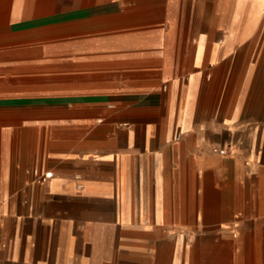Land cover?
I'll return each mask as SVG.
<instances>
[{
  "label": "crops",
  "instance_id": "obj_1",
  "mask_svg": "<svg viewBox=\"0 0 264 264\" xmlns=\"http://www.w3.org/2000/svg\"><path fill=\"white\" fill-rule=\"evenodd\" d=\"M0 11V264H164L170 237L218 234L220 221L256 218L252 204L262 225L246 230L264 235L253 136L213 110L222 93L264 92V0H0ZM45 63L88 81L43 85L61 74Z\"/></svg>",
  "mask_w": 264,
  "mask_h": 264
},
{
  "label": "rangeland",
  "instance_id": "obj_2",
  "mask_svg": "<svg viewBox=\"0 0 264 264\" xmlns=\"http://www.w3.org/2000/svg\"><path fill=\"white\" fill-rule=\"evenodd\" d=\"M133 0H129V2H132ZM78 51V49L76 50ZM66 57V58H65ZM59 61L62 59H66L68 60L69 57L68 56H62L58 58ZM64 64H67L63 61ZM76 64H79V62H75ZM51 64V63H50ZM49 63H45L44 67L47 68V70H49L48 72H52L51 70H53L54 72L57 71V73H61L63 72V75L60 74L59 76L54 75V77L52 75L49 74H43V77L41 80H38L39 83L43 84V85H62V84H67V83H74V84H83L86 81H88L87 78H84V76L82 75V73L78 74L75 73L74 78H69L67 79V72H64V70H61V68L55 65L52 66V64L50 65ZM70 64V63H69ZM46 65V66H45ZM59 68V69H58ZM243 98L242 100H238V98L235 96H238ZM221 98H224V100H218L217 104H215V107L213 108V110L215 111L217 106H219V113H221L224 116L227 117H239L241 118L240 123H237L236 125H229L230 130L227 129L226 131H230V132H245L248 133L249 135L253 136L251 139H253L252 142H250V144H252V149L251 151L248 153L247 158H251L253 156H259V158H257L258 160L256 161L258 165V167L260 166L261 168H264V92H257V91H252V92H246V93H242V94H235V93H227V94H220ZM226 99V100H225ZM222 106V111H220ZM228 127V126H227ZM228 127V128H229ZM263 127V128H262ZM218 155H220L219 153H217ZM236 154L232 151L228 152V155L226 156H235ZM223 156V155H220ZM249 160V159H247ZM248 162V161H247ZM251 176H250V180L243 182L245 185V193L249 196V198H247L248 196L245 197L246 201L249 200L251 202H256L259 200V198L257 197V194L259 192V188H260V184L259 182H257L256 177H255V173H258L256 171H251L249 170ZM243 199V198H241ZM251 211L254 213L253 217H256L252 220H234V221H220L218 222L217 226L222 225V224H233V225H237L241 224V225H245V227L249 230H251V228H258L262 225V222H258L256 223L255 221L258 219L259 215H258V205H253L251 206ZM256 213V214H255ZM206 225H204L205 227ZM175 236H172L169 238V243L165 246H163L162 248H159V250H162L165 253V263L164 264H172L175 260L176 257V252H174V248H175ZM196 237L193 236L191 238H184L185 243L192 242V246L193 247H197V248H204L205 244H199L196 241ZM188 243H186L185 245H187ZM199 245V247H198ZM142 249L146 250V247H142ZM157 248H155V252H157ZM154 262H152L151 264H153ZM156 263H158L156 261ZM141 264H148L147 261H144ZM150 264V262H149Z\"/></svg>",
  "mask_w": 264,
  "mask_h": 264
},
{
  "label": "bare ground",
  "instance_id": "obj_3",
  "mask_svg": "<svg viewBox=\"0 0 264 264\" xmlns=\"http://www.w3.org/2000/svg\"><path fill=\"white\" fill-rule=\"evenodd\" d=\"M236 224L233 229L231 224H222L218 227V234L210 233L211 235L196 237L199 244H205L204 248L193 247L192 242H186L188 244L185 245L184 238H191L190 236L176 237L174 242V252H176L174 264H264V235L246 230L245 225Z\"/></svg>",
  "mask_w": 264,
  "mask_h": 264
},
{
  "label": "built area",
  "instance_id": "obj_4",
  "mask_svg": "<svg viewBox=\"0 0 264 264\" xmlns=\"http://www.w3.org/2000/svg\"><path fill=\"white\" fill-rule=\"evenodd\" d=\"M215 151L217 152V153H219L220 155H223V156H226V155H228V149H226V148H216L215 149ZM34 174L35 175H38V171L37 170H35L34 171ZM51 173H47V174H45L44 176H43V179H42V181L44 182V181H46L47 179H49L50 177H51Z\"/></svg>",
  "mask_w": 264,
  "mask_h": 264
}]
</instances>
